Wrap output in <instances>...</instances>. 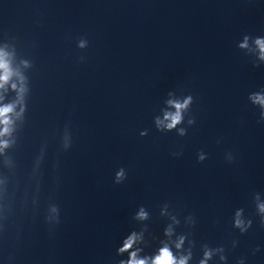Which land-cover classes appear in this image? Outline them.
Returning a JSON list of instances; mask_svg holds the SVG:
<instances>
[{"label":"water","instance_id":"95a60500","mask_svg":"<svg viewBox=\"0 0 264 264\" xmlns=\"http://www.w3.org/2000/svg\"><path fill=\"white\" fill-rule=\"evenodd\" d=\"M257 39L264 0H0L14 73L0 106L16 104L0 179L129 175L264 147ZM189 98L175 128L158 125Z\"/></svg>","mask_w":264,"mask_h":264},{"label":"clouds","instance_id":"9594fccd","mask_svg":"<svg viewBox=\"0 0 264 264\" xmlns=\"http://www.w3.org/2000/svg\"><path fill=\"white\" fill-rule=\"evenodd\" d=\"M256 44L259 48L260 52V58L264 59V39H257ZM83 47V43L80 45ZM241 47H247V43L241 45ZM7 53L0 51V89L4 88V86L9 82L10 78L13 76V71L10 67L9 61L6 58ZM16 75H19L16 73ZM21 80V87L17 89L16 84H12V88L14 90H17L18 92V98L17 102H22L23 99V93L25 91L24 87L22 86L23 78L20 77ZM254 101L259 103L260 105L264 106V96L256 95L253 97ZM190 102V98L186 99L183 103L178 102H170L175 107L176 111L174 113H166L163 121H157L158 125H163L168 130H171L176 127L177 124H179L182 120V110H184L187 105ZM16 104H5L3 106H0V137L10 135L12 128L11 125L13 123L11 119V115L14 113ZM23 109H21V112ZM17 117H19L20 113H15ZM167 121V123H165ZM181 134H183V130H181ZM8 146V142L0 141V148H4ZM123 177V170L117 173V181H119ZM259 210L261 212H264V204L259 205ZM240 213H237V219L235 221V226L241 228V230H245L244 222L239 218ZM139 219H145L146 213L141 210L138 214ZM170 234V233H169ZM139 237L136 233L131 234L123 244V247L120 248V252H126L132 249L133 245L137 242ZM183 243V238L180 239V241L176 244V247H181ZM138 251V250H137ZM137 251H131L129 259L127 261V264H149V260L147 258L139 259L137 257ZM212 253L206 251L205 252V259L201 261V264H206L207 259L211 257ZM187 257H182L180 259H177L171 250L165 246L159 250V254L156 255L154 258L151 259L150 264H187Z\"/></svg>","mask_w":264,"mask_h":264}]
</instances>
